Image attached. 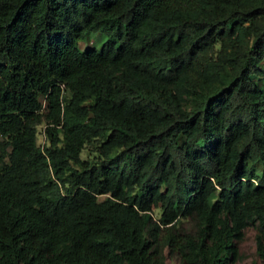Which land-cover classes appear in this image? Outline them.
<instances>
[{"label":"trees","instance_id":"obj_1","mask_svg":"<svg viewBox=\"0 0 264 264\" xmlns=\"http://www.w3.org/2000/svg\"><path fill=\"white\" fill-rule=\"evenodd\" d=\"M250 225L264 262V0H0V264H234Z\"/></svg>","mask_w":264,"mask_h":264},{"label":"rangeland","instance_id":"obj_2","mask_svg":"<svg viewBox=\"0 0 264 264\" xmlns=\"http://www.w3.org/2000/svg\"><path fill=\"white\" fill-rule=\"evenodd\" d=\"M107 38V35L96 32L90 35L88 40L80 41L82 48L86 49L88 47H100L103 41ZM45 124L42 123L38 127V137L37 141L40 145L46 144L47 138L44 134ZM91 145L86 146L82 152L84 158H88L91 155ZM167 261L171 264H176L172 256L167 257ZM234 264H264L261 257L257 253L256 246V227L248 226L245 230V235L239 243V258Z\"/></svg>","mask_w":264,"mask_h":264}]
</instances>
